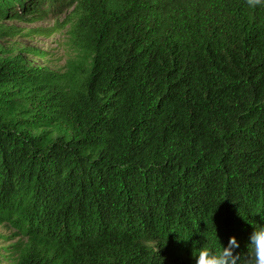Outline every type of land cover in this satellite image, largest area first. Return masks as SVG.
<instances>
[{
    "label": "trees",
    "instance_id": "1",
    "mask_svg": "<svg viewBox=\"0 0 264 264\" xmlns=\"http://www.w3.org/2000/svg\"><path fill=\"white\" fill-rule=\"evenodd\" d=\"M66 11L63 72L0 49L10 263L195 264L232 236L246 255L264 225V6L0 0V26Z\"/></svg>",
    "mask_w": 264,
    "mask_h": 264
},
{
    "label": "rangeland",
    "instance_id": "2",
    "mask_svg": "<svg viewBox=\"0 0 264 264\" xmlns=\"http://www.w3.org/2000/svg\"><path fill=\"white\" fill-rule=\"evenodd\" d=\"M70 12L66 11L64 16L58 13L56 17H49L35 23L4 22L0 27L14 29L18 35L16 37L0 36V49L5 53L1 55L6 57L22 55L33 67H44L55 72H63L68 62L77 57L69 26H64L66 14ZM57 22L65 28L56 29ZM19 240L20 238L10 226H0V253L10 256L7 260L3 258L2 262L0 259V264H11L10 247ZM5 248L9 250L5 251Z\"/></svg>",
    "mask_w": 264,
    "mask_h": 264
},
{
    "label": "clouds",
    "instance_id": "3",
    "mask_svg": "<svg viewBox=\"0 0 264 264\" xmlns=\"http://www.w3.org/2000/svg\"><path fill=\"white\" fill-rule=\"evenodd\" d=\"M246 3L249 8L264 6V0H246ZM215 235L218 236L217 232ZM238 247L235 236L229 238L227 246L220 239L216 243L215 238L212 241L206 238L201 246L194 248L193 258L195 264H264V225L255 224L246 255L234 254Z\"/></svg>",
    "mask_w": 264,
    "mask_h": 264
}]
</instances>
